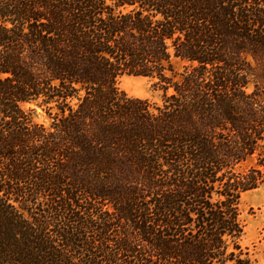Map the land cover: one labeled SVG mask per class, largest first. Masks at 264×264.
<instances>
[{
	"label": "trees",
	"instance_id": "obj_1",
	"mask_svg": "<svg viewBox=\"0 0 264 264\" xmlns=\"http://www.w3.org/2000/svg\"><path fill=\"white\" fill-rule=\"evenodd\" d=\"M262 184L264 0H0V264H255Z\"/></svg>",
	"mask_w": 264,
	"mask_h": 264
},
{
	"label": "rangeland",
	"instance_id": "obj_2",
	"mask_svg": "<svg viewBox=\"0 0 264 264\" xmlns=\"http://www.w3.org/2000/svg\"><path fill=\"white\" fill-rule=\"evenodd\" d=\"M174 73H180L187 65L186 61L171 58ZM172 72H168L172 76ZM118 86L129 96L147 99L152 103L161 104L163 92L156 79L147 76L123 75L119 77ZM28 106V105H27ZM35 119L48 123L41 108L36 107ZM240 218L244 224V233L240 244L248 251L255 264H264V184L248 190L239 198Z\"/></svg>",
	"mask_w": 264,
	"mask_h": 264
}]
</instances>
